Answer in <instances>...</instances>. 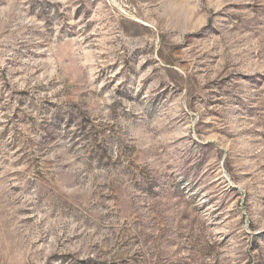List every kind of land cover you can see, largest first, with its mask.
Here are the masks:
<instances>
[{
  "label": "rangeland",
  "instance_id": "374dc122",
  "mask_svg": "<svg viewBox=\"0 0 264 264\" xmlns=\"http://www.w3.org/2000/svg\"><path fill=\"white\" fill-rule=\"evenodd\" d=\"M0 264H264V0H0Z\"/></svg>",
  "mask_w": 264,
  "mask_h": 264
}]
</instances>
